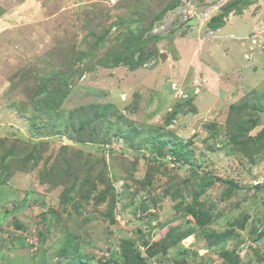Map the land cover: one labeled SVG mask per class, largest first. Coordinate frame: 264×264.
I'll return each mask as SVG.
<instances>
[{"label": "rangeland", "instance_id": "1", "mask_svg": "<svg viewBox=\"0 0 264 264\" xmlns=\"http://www.w3.org/2000/svg\"><path fill=\"white\" fill-rule=\"evenodd\" d=\"M242 2L0 0V264H264V0Z\"/></svg>", "mask_w": 264, "mask_h": 264}, {"label": "trees", "instance_id": "2", "mask_svg": "<svg viewBox=\"0 0 264 264\" xmlns=\"http://www.w3.org/2000/svg\"><path fill=\"white\" fill-rule=\"evenodd\" d=\"M253 0H244V2H242V9H246L250 3H252ZM174 7V6H172ZM228 11H234V9H229ZM219 18H216L213 20V24H212V28L217 27L218 25H222V22L218 23ZM124 22H122L121 24H123ZM218 24V25H217ZM125 26H130L131 24H123ZM119 58H122L121 56H118ZM46 82V84L44 85H39L38 87V96H43L45 94H47L49 91L53 92L56 91L55 89L49 88V84L51 83L53 85V79H48L45 80L44 83ZM64 97V96H62ZM26 157H24L26 160L24 161V168L28 169L30 166V163L33 164V162H37L38 161V157L39 154L36 152V147H34L33 150L28 151L26 153ZM38 154V155H37ZM15 155V151H13L12 149H6V151H3L2 154H0V167L5 168L8 165V161H12V156ZM31 167V166H30ZM81 169V168H79ZM78 169V170H79ZM80 172V171H79ZM78 172V173H79ZM91 171L90 169L88 170V172H86L83 178H79V174L77 176V174H75V181H82V179L87 180L90 175ZM63 180V179H62ZM61 178L59 177V183L62 182ZM90 180L87 181V183ZM56 182V181H55ZM64 201L68 199L67 195H64ZM177 196H172V198H176ZM197 199L193 198V203L190 206H184V204L179 203L178 205L175 206V210L177 213V215L179 216H183V218L185 219L186 215H191L193 220L195 221L196 224L198 225H202V223L206 220V214L205 212L201 209V205L197 204L196 202ZM74 203V202H73ZM72 203V204H73ZM72 208L74 211H77V205H72ZM185 224L189 226V228L187 230L184 231V233L182 232H178L175 229H170L169 232L166 234V236L160 240L158 243L160 245V247L158 249H155L153 251H164L167 249H171V248H175L179 241L185 237H187L188 235H190L192 233L193 230V224L189 221V220H185ZM123 248L120 252H118V261L115 260V262H113L112 264H138V261L140 260L138 254L135 253V250L133 249L134 247L130 246L129 244L125 245L122 244ZM149 245H146V249ZM231 252H224L223 256L225 258H227L230 255ZM112 261V260H111ZM111 261L109 262V264H111ZM140 262V261H139Z\"/></svg>", "mask_w": 264, "mask_h": 264}, {"label": "built area", "instance_id": "3", "mask_svg": "<svg viewBox=\"0 0 264 264\" xmlns=\"http://www.w3.org/2000/svg\"><path fill=\"white\" fill-rule=\"evenodd\" d=\"M191 12L192 10L188 11L185 9L181 12L179 9H175L172 13L167 14V16H165L162 20H159L153 23V25L149 29V33L154 34V36H157V37L166 35L169 32L168 23L170 22V27H171V24L176 19V15L178 16V21H179L178 24H181L187 21V19L192 17ZM179 13H182V16H180Z\"/></svg>", "mask_w": 264, "mask_h": 264}, {"label": "water", "instance_id": "4", "mask_svg": "<svg viewBox=\"0 0 264 264\" xmlns=\"http://www.w3.org/2000/svg\"><path fill=\"white\" fill-rule=\"evenodd\" d=\"M205 7H207V5H204V6H202L201 8H205ZM199 10H200V8H199ZM166 55L165 54H161L160 55V59L162 60V61H165L166 60ZM65 143L66 144H71L69 141H67V140H65ZM264 242V238H261L260 239V241H259V243H263ZM157 245H153V246H149L148 247V251H151L154 247H156Z\"/></svg>", "mask_w": 264, "mask_h": 264}, {"label": "crops", "instance_id": "5", "mask_svg": "<svg viewBox=\"0 0 264 264\" xmlns=\"http://www.w3.org/2000/svg\"><path fill=\"white\" fill-rule=\"evenodd\" d=\"M177 42V41H176ZM176 44V43H175ZM176 47H177V49L180 47V44L178 43V45L176 44Z\"/></svg>", "mask_w": 264, "mask_h": 264}]
</instances>
